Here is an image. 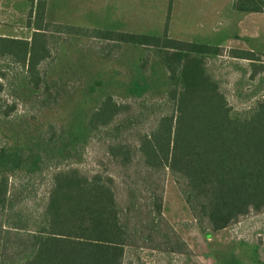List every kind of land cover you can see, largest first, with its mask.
Returning a JSON list of instances; mask_svg holds the SVG:
<instances>
[{
  "label": "trees",
  "instance_id": "obj_1",
  "mask_svg": "<svg viewBox=\"0 0 264 264\" xmlns=\"http://www.w3.org/2000/svg\"><path fill=\"white\" fill-rule=\"evenodd\" d=\"M30 2L31 38L0 36V56L24 66L28 83L43 91L40 64L50 23L44 20L46 0ZM262 3L237 0L235 7L260 11ZM106 38L156 47L176 83L164 100H100L88 118L89 128L104 134L100 170L60 163L69 145L53 123L18 151L0 133V264H122L125 246L140 235L157 238L160 249L188 251L162 213L166 175L202 231L264 211V100L232 110L205 66L203 54L218 47L165 34L112 32ZM230 55L255 59L248 50ZM3 76L0 71L1 123L16 107L3 98ZM113 169L132 181L117 183ZM21 171L47 175L46 191L31 210L24 209L15 182ZM139 224L146 228L140 235Z\"/></svg>",
  "mask_w": 264,
  "mask_h": 264
},
{
  "label": "rangeland",
  "instance_id": "obj_2",
  "mask_svg": "<svg viewBox=\"0 0 264 264\" xmlns=\"http://www.w3.org/2000/svg\"><path fill=\"white\" fill-rule=\"evenodd\" d=\"M186 1L193 7V14L204 4L205 10H209L206 6L213 2ZM236 2L234 0V4ZM151 3L154 6L152 9L148 8ZM169 3L170 0H95L94 6H90L89 18H81L88 24L79 26L57 22V18L50 17L47 21L50 25L45 31L47 57L40 64L45 81L43 91L34 89L28 83L24 66L0 56V71L4 73L1 78L3 98L16 105L11 116L0 122V133L7 138L10 149H27L40 131L48 123H53L63 131L69 145L67 157L59 159V162L77 164L90 171L100 170L98 162L106 160V143L101 138L104 134L101 132L100 137L88 126V118L100 100L107 96L117 102L164 100L168 89L176 83L168 77L156 47L106 37L112 32L158 37L165 34L169 37V10H163ZM136 4L142 8L138 12L137 18L140 19L137 23H112V15L119 12V7L129 9ZM228 4V0H223L224 23L230 15ZM29 10L15 18L21 23L6 24L0 18V35L29 40L33 32V27L27 25ZM29 21L32 22L31 17ZM117 27H121V31ZM225 28L223 37L231 33L228 27ZM258 28L264 38V23ZM190 42L205 43L201 39ZM237 48L230 44L219 45L218 49L205 52L203 56L207 71L212 74L228 104L233 111L240 112L264 100V51L254 49L255 59L231 56V50ZM50 154L54 153L50 150ZM111 172L115 174L117 183L132 181L128 175L117 174L114 169ZM18 173L15 182L21 188L20 198L25 203L24 209L31 210L46 191L47 175L43 172ZM162 213L176 235L187 245L188 251L160 249L156 247L159 244L157 238L145 241L144 235H140L141 231L145 232V227L139 224L140 237L137 243L125 246L122 264H264V211L250 213L216 231H202L178 186L170 175H166Z\"/></svg>",
  "mask_w": 264,
  "mask_h": 264
},
{
  "label": "crops",
  "instance_id": "obj_3",
  "mask_svg": "<svg viewBox=\"0 0 264 264\" xmlns=\"http://www.w3.org/2000/svg\"><path fill=\"white\" fill-rule=\"evenodd\" d=\"M95 0H46L44 19L49 21L50 17L57 18V22L69 23L76 26L86 25L87 21L81 18H87L90 15L91 4L94 6ZM236 1V0H235ZM229 18L224 23L223 20V0H213L205 10L204 5L196 9L197 13H192V8L186 0H170L169 6H164L163 10L168 8L167 13V34L169 38L183 41L204 40L209 46L219 47V45L230 44L241 50L253 51L260 49L264 51V38L260 35L259 25L264 23V0L260 11H245L235 7L234 0H228ZM165 4V1H163ZM32 6L30 0H0V18L3 23L15 24L21 23L15 21L16 17L26 12ZM126 6V5H124ZM152 3L148 8L152 9ZM18 10V12H16ZM23 10V12H21ZM139 10L142 8L138 4L131 8L119 7L112 15V23L123 25L126 23H137ZM201 12V13H199ZM134 13L136 17H134ZM142 15V14H141ZM115 16V17H114ZM89 18V17H88ZM118 18V21L116 19ZM159 22L160 15L157 16ZM194 18V19H193ZM157 23L156 21H154ZM224 26V27H223ZM190 27V28H189ZM195 27V28H194ZM228 27L231 33L223 37L224 29ZM121 31V27H117ZM125 31H139L137 29H124ZM218 33L220 36H217ZM197 34L198 37L196 38ZM3 36V35H0ZM12 37V36H6ZM13 38H20L14 37ZM199 38V39H198ZM254 38V40H252ZM27 39V38H20ZM259 43V44H256ZM196 43V42H195ZM237 48V49H238Z\"/></svg>",
  "mask_w": 264,
  "mask_h": 264
}]
</instances>
